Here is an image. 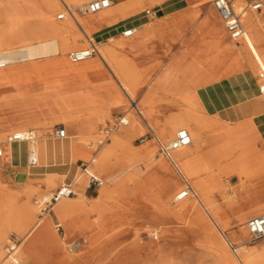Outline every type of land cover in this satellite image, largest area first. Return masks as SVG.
<instances>
[{
    "label": "rangeland",
    "instance_id": "obj_1",
    "mask_svg": "<svg viewBox=\"0 0 264 264\" xmlns=\"http://www.w3.org/2000/svg\"><path fill=\"white\" fill-rule=\"evenodd\" d=\"M9 1V3L12 4L13 11L16 12V15L9 16L7 22L10 20L9 22L12 23V26L17 31L20 30L19 32L22 33L29 42H35L53 36V34L44 35L42 27L45 22L49 25L51 24V27H56L58 22L64 23L66 20V17L64 19L57 18V13L61 9L51 16V21H46L47 16L46 14H43L40 6L39 8L37 6L31 7L29 3L24 0ZM66 1L69 5L75 4V2H70L69 0ZM88 1L90 0H85L81 3L85 4ZM112 1L115 4H125L128 2V0ZM143 1V6L135 14L110 25L109 28L96 30L90 33V36H94L98 41L97 49H99L101 45L116 47L115 42L118 38L131 40L132 43L136 45L134 49L120 51L122 54L133 60L136 68L141 71L144 79H147L142 83L138 95L132 97L134 101L137 102L139 97L145 93L150 81L153 82L155 77L166 74L165 71H162L166 63L167 65H173L174 69L170 75L175 81H183L184 84L193 81L195 82V85L199 84L201 81H205L208 77L215 78V75L222 73L225 66H230V63L227 62V64H225V62L222 61V57L218 55L220 48L212 49L208 46L209 43L207 41L201 42L198 46H191L192 39L189 34L191 35V33L197 29L198 25L195 23L198 22L200 16L204 10L207 9L208 5L212 4L211 0H164L158 1L157 3H155L156 0ZM181 1L183 2L182 5L188 3V8L190 9L188 10V14L180 15L176 21H188L193 22V24L196 25H194L195 28L193 29V26L190 24L191 27L189 25V28L184 31V33L186 32L187 34L183 35V38L186 37L187 39H181L178 37L180 38L179 40H172L173 45H165V39L164 37L161 38L160 32L150 35L146 39L142 41L140 40V42H138L139 37L136 38L135 36V34H137L136 31L129 37L121 35L122 31L127 26H137V24L143 22H153L152 25H154V23L164 22L174 16H178L179 14L176 13L178 9L175 6L170 8L169 5H176ZM193 5H199L201 7L192 8ZM152 8L155 10L161 8L159 10L163 12L165 17L157 19V14H153L152 16L147 15L146 10ZM195 11L198 12L196 16H193ZM185 17H187V19H185ZM105 31L107 32L103 33ZM262 32V29H260V34H262ZM72 35L76 36V42L82 43V45L72 49L69 48L65 50L62 55H57L62 59L60 60L61 63L69 62L67 59V53L70 50L79 49L87 45V40L79 28L76 27V30ZM204 35L201 36L204 37ZM228 36L229 41L227 43H231L234 38H232L229 33ZM176 46H181L182 51L186 54H183L182 57L176 56V54H174ZM7 47H18V43ZM2 48L3 47H0V49ZM191 48H193V52L191 51ZM160 51L163 53L162 55L160 54ZM90 58L92 61H99L101 63L97 54ZM52 59L53 57L49 60L41 61L53 70ZM210 62L214 64L217 63L221 65V67H224L223 69L215 70V72L205 71L204 76L201 77V75H203V73L200 72L201 67H205V65ZM33 63L34 60H25L19 65L18 63L17 65H11L10 68L24 65L34 66ZM245 67L249 69L246 64L241 68L242 72L245 70ZM102 68L103 71L101 73L94 74L93 76H90L89 74V77L83 75L76 76L71 73L64 74L59 69L55 68L50 74L52 80H54L53 82L42 78L35 73L33 74L34 78L31 79V81H29L28 77L27 79H25V77H18V82H12L13 78L7 79L0 76V92H7L0 96V134L4 135V140L0 141V148L3 151V154V144L6 143L5 140L7 135L20 127H24L26 130L31 128L37 130L36 136L41 134V136L54 138L46 133V129L57 124L66 126V123H51L59 118L60 115L63 116L70 114V111L65 108L62 98L58 93L57 89H59L64 92L68 98L75 101L77 100L82 104L84 103L86 106L85 112L88 111L84 116H92L91 120H98L96 128L93 130H84L82 132L84 135L95 134L97 130L103 127L106 123H112L117 115H123L125 118L130 119L131 114L135 113L143 126L141 133L133 135L134 132L130 127V123H127L122 126L119 131L114 130L110 137L117 134L124 141L128 142L130 146L140 150L141 156L136 160L141 169L144 166L143 161L147 155L152 154V157L155 158V160H158L159 158L163 160L165 159L174 169V172H176L181 188L183 186L181 175L178 170L171 165L169 160L161 154L157 139L160 138L159 140L162 142L166 141L161 136H158V131L163 127L169 117H177L181 116L183 112H189L185 106V101L178 102V100L185 99V97L189 95V92L180 94L178 96L180 98L177 100L175 99V95L172 94L173 91H168V94H164L162 92V90H165L164 87L162 90L157 88L152 95L154 105L152 107L153 114L151 118H148L145 115L143 108L139 109L140 114L145 119L143 120L139 116V113L132 108L127 94L119 88L103 63ZM246 77H249L247 72ZM30 82L33 83V86L22 88L24 84ZM250 83L253 85V82ZM16 87H18V91L16 90ZM171 87H175L174 84H172ZM198 88L199 87H194L193 93H195ZM255 89L258 92L257 87H255ZM191 93L192 91L190 94ZM116 95L119 97V100L115 99ZM25 99L30 102H23ZM94 104H96L98 108H95ZM55 105L60 109L59 112ZM41 107L47 108L48 111L51 110L50 112L54 115L51 120L33 124L31 128L17 126L6 129V127L10 125L11 120H5L4 117L7 116L9 112L29 109V112L31 113H18V121L26 120L35 115V110H31L32 108L37 109ZM198 107L201 118L203 120L208 119L209 117H204L202 115L203 109L200 105ZM89 113L90 115H88ZM250 121L255 128V133L254 130H251L242 135L240 134V137H238L239 140L233 142V144L239 143L240 146L237 149L240 151L242 149L243 151H246L252 144H255L256 151L254 156H250L246 161H243V159L251 155L249 152L237 154L239 151H227L224 155H221L220 158L216 159L205 158L204 155L210 153H204V150L208 149L204 148L202 150L203 152L201 151L190 157L187 161L185 160L182 162V166L186 171V178L192 186H194L195 182L193 179L205 177L199 182L202 191L200 193V200L196 198V203L198 208L207 215L212 229L198 221V218H196L195 214L191 211H169L166 198L162 199V192L169 187V174L164 171V169L150 168L145 170L142 186L136 188L132 183H128L120 192L122 197L111 200L106 199L103 201L108 211L104 217L103 226L99 230V237L96 240V243L100 245V249L96 254L92 256L89 255L87 241H85L79 250L75 252L69 251L68 244L71 241L79 238L85 239L87 236L78 227L74 228L72 231L68 230L61 222L59 216L55 215L53 210H51L52 213L50 214L56 216L63 226V231H58V233L53 226L55 218L51 217L50 224L52 230L54 231L56 241L62 246V249L54 250L52 247L38 240L34 243V256L30 264H218L215 255V247L217 246L212 242L213 231L220 236L226 249L232 253L234 258H236L237 264H242L239 262L236 255L239 247L242 246L250 250H256L262 243H264V237L254 242L249 241V237H246L244 223L250 219V216L243 221H240L237 217L240 210L241 212H245L246 209H252L255 207V210L264 211V115ZM66 129L69 138L63 142L68 144L70 140L77 138L79 132L71 125ZM214 132L215 130H208L207 135H211ZM90 137L87 139H90ZM173 137L174 134L170 137V140ZM144 138L145 140L141 141ZM109 141L106 142V144H108ZM146 143H148V146L145 149H141V146ZM80 145L88 150L90 155L86 159H77L74 161L72 172L73 175L76 171V173L80 172V174H83L87 184L89 177L80 166V160L89 162L87 168H91L94 164L91 163V158L95 157L98 151L95 153L93 149L87 147L85 144L81 143ZM197 155L199 156L197 160V168H195L196 165L193 163L192 159ZM2 156H0V161H2ZM25 157L26 153L24 155V161ZM203 163L205 164L204 167L202 166ZM11 165L12 163L9 160H5L4 163H1L0 188L18 189L22 187V189H25L29 187L32 189L28 197L29 201L35 207V213L32 222L28 221V223H26V229H29L38 218L42 217L45 213H48L43 212L42 215H39V204L44 195L49 197L51 193L63 183L69 184L70 182L73 185V188H76V185L74 184L75 181L73 180L74 176L69 181L56 177L50 184L48 183L50 177L47 176H42L37 180L30 179L29 181H24L26 179V168L28 165L24 168L14 166V169L10 170L9 166ZM124 166L126 165L121 164L119 168ZM229 166H234V168L228 170ZM117 168L118 167L112 169L110 173L116 171ZM91 170L93 173L97 174L103 182L98 186H90V188L86 190L84 194L89 200L98 197L102 187L108 185L106 175L96 172L93 168H91ZM244 171H246V173L252 172V174L249 177L245 174L238 178L239 173L243 174ZM18 174H23L24 179L17 178ZM227 182L234 184V187L228 188V186H226ZM178 190L179 188L174 189L171 195ZM204 196L210 198V206L203 201ZM0 204L3 207L2 211H4L11 206V204H16V201L10 204L6 202V196L0 194ZM176 204H179V202L171 197L170 206ZM43 205L44 204L41 206ZM211 210L218 211L219 216L214 217L210 215L209 213ZM2 211H0V219L3 216ZM223 223L225 224L224 227L221 225ZM11 235L18 237L19 244L22 242L23 232L18 231L16 228H10L6 233V239L0 244V248L3 252L0 258V261L2 262H5L6 260L4 259V248L7 238ZM62 236H64V238H62ZM244 239L246 244H244ZM229 243L235 244L236 249L232 250ZM155 259L157 261H155ZM19 264H23V262L20 261Z\"/></svg>",
    "mask_w": 264,
    "mask_h": 264
},
{
    "label": "bare ground",
    "instance_id": "obj_2",
    "mask_svg": "<svg viewBox=\"0 0 264 264\" xmlns=\"http://www.w3.org/2000/svg\"><path fill=\"white\" fill-rule=\"evenodd\" d=\"M37 1L42 8L43 14H46L47 16L46 21H51V16L54 13L56 14V12L61 9L57 13L58 16V14L63 11L64 5L71 8L80 7L84 5L81 2L85 0H69L70 2H75L74 5H69L66 0ZM9 2V0H0V24H2L1 22H7L9 16L16 15V12L13 11L12 4ZM143 2V0H128V2L125 4H115L112 1L108 8L94 13L81 15L75 12L74 18L66 15V20L64 23H57L55 28L57 31L56 35L50 38L41 39L35 42L18 39V47H21L24 50L23 57L20 59H15L10 63L0 67V76H3L7 79L15 77H25V79H27L28 77L29 81H31L29 75L41 72V65L39 64L42 62L41 60H49L51 57H53L55 61L53 64L59 63V66L57 67L61 72H70L73 74L79 73L85 77H89V74L90 76H93L94 74L101 73L103 71V63L109 70L119 88H121V90L127 94L132 108H134V110L139 113V116L143 120L145 119L140 114L139 109L143 108L145 115L148 118H151L153 114L152 107L154 105V102L152 101V95L157 88L162 90L164 87L165 90H162L164 94H168V91H173L172 94L175 95V99L177 100L180 98L178 97L180 94L189 92V95H187L185 99L178 100V102L185 101V106L189 112H183L181 116L169 117L163 127H161L158 131V136L164 138L166 140L165 142L167 143L170 140V137H172L173 134L175 135L179 128H186L188 130L191 137V143L187 146L172 151L171 158L176 166H174V164L169 161L171 165L178 170L181 177L186 178V171L182 166L183 161H187L190 157L201 152L204 148H212L213 151L211 153L214 155V158H220L221 155H224L228 151L224 149L225 146L238 141L240 134L242 135L251 130H254L255 133V128L251 121L248 119L232 124L211 117L203 120L198 111L199 105L194 98L195 96L193 95L195 82L188 81V84H184V82L181 81L175 83V87H171L173 84L171 80L173 78L170 74H163L161 76L155 77L153 82L150 81L148 83L145 93L139 97L137 102L134 101L132 97L138 95L142 83L147 79H144L141 71L136 68L133 60L120 52L122 50L125 51L127 49H134L136 47V45L133 44L131 40L118 38L115 42L116 47H112L110 45H101L100 48L97 49V55L101 60V63L99 61L92 60L90 62L85 61L75 65L66 64L64 62L61 63V61L58 62V60L62 59H60V57L57 55H62V53L69 48L72 49L82 45V43L76 42V36L72 35L76 30V27L79 28V30L83 33L88 43V38L91 37L90 33L99 30L104 25H112L135 14L143 6ZM236 3L239 6L238 0ZM197 12L198 11H195L193 16H196ZM211 13L214 14V10H211ZM164 17V14L159 15L157 19ZM242 20L245 26V34L241 38L232 39L231 43H226L224 48L225 50L220 47V52H227L224 57L221 56L223 59L222 61L225 62V64H227V62L230 63V66H225V69L222 71V73L215 75V78L223 74L241 69L246 64L248 65L250 72L256 78L260 69H264V9L258 12H247L243 16ZM152 24L153 22H147L138 26H130L132 29H134L133 34L136 31L137 34H135V36L136 38L139 37L138 42L152 35ZM260 29L263 31L262 34H260ZM2 31L3 32L0 35V47H3L2 49L12 48L7 47L8 41H11L10 31L7 29H3ZM193 34H205L204 36H206L207 29L204 27V25L198 26L197 29L193 31ZM223 35L228 37V32L226 29L223 31V33H221V36ZM25 60H34V66L24 65L10 68L11 65H17V63L19 65ZM68 61L71 62L69 59ZM258 82L259 79H256V83ZM191 91L192 93L190 94ZM23 102L30 101L25 99ZM56 109L59 112L58 106H56ZM84 115L85 114L82 113H72L63 116L60 115L59 118L55 119V121L51 123H67L68 121L79 119ZM88 115H90V113ZM126 120L127 123H130V127L133 129V135L141 133L143 126L135 113L131 114L130 119L126 118ZM96 121L98 122V120ZM120 128L117 131H119ZM50 129L51 127L46 129L47 134ZM208 130H215V132L211 135H207ZM25 131L26 129L24 127H20L9 134L13 132L22 133ZM8 135L5 140L6 143L3 144L4 154L2 151L3 156L2 161H0V167L1 163H4L5 160H9L12 163V165L9 166L10 170H13L14 166L16 167L18 164L24 161V155L26 151L28 149H33L37 156V163L33 166H27L26 179L24 181H29L30 179L37 180L42 176H47L50 177L48 180V183L50 184L56 177L63 179H66L67 177L65 174L58 175L56 173H44L45 168L41 167H46L48 164L52 163V161L57 163L59 160L71 163L70 165L73 166L74 161L77 159H86L90 155V152L80 144H86V140H88L87 138L94 134L78 135L77 138L73 137L74 139L70 140L68 144L63 142L64 140L68 139L67 137L60 140H55L52 143L49 141V137L38 134L33 143H28L27 141L23 140L9 142ZM110 138L109 143L103 144L95 157L91 158L92 163H94L92 165L93 167L91 166V168L102 175H106V181L108 182L107 186L102 187L100 195L98 197H94L92 200L87 199L83 191V188L86 186L85 176L80 174V172L76 173V171L74 172L75 174L72 175V177L74 176L73 180L75 181L74 184L76 185V188H73L75 196L61 198L51 205V210H53V213L59 216L61 222L68 230L72 231L74 228L78 227L86 234L87 238H85V241H87L89 255L92 256L96 254L100 249V245L96 243V240L99 237V230L103 226L104 217L108 211L103 201L106 199L111 200L122 197L120 192L122 188L128 183H132L136 188L142 186L145 170L150 168L164 169V171L169 174V187L162 192V199L166 198L169 211H191L195 214V217L198 218V221L204 223L205 226L212 229L207 215L198 208L196 203V198L200 200V193L202 191V187L199 185V182L205 177L193 179L196 182H194L193 186L197 195L196 198L187 197L181 201H178L179 204L170 206L171 197L175 200L174 197L178 192L176 191L173 195H171L172 191H174L176 188L181 189L182 187L180 188L177 174L174 172V169L169 165V163L165 159L163 160L161 158L155 160V158L152 157V154H150L145 156L143 161L144 166L141 169L138 166V161L136 160L139 156H141L140 150L130 146L128 142L124 141L117 134L112 135ZM3 140L4 135L0 134V141ZM237 144L239 145V143ZM147 146L148 143L143 144L141 149H145ZM229 151L233 152L234 148H229ZM255 151V144H252L246 151H243L242 149L241 151L239 150L237 154H244L248 152L251 153V155L243 159V161H246L250 156H254ZM121 164H125L126 166L119 168ZM116 167H118L116 171L110 173V171ZM91 168H87L85 174H94L97 176V174L93 173ZM233 168L234 166H229L228 170H232ZM38 171L44 174L42 175L39 172V175H37L36 172ZM245 174L247 177H249L252 172L246 173V171H244L243 174L239 173L238 178ZM17 178L23 180L24 175L18 174ZM226 186H228V188H232L234 187V184L227 182ZM31 190L32 189L29 187L25 189H22V187L18 189H9L5 187L0 188V194H4L6 196V202L11 204L12 202L16 201V204H11V206H9L4 211H2L3 207L0 204V211L3 212V216L0 219V244L6 239V233L10 230V228H16L18 231L23 232L22 242L18 245V254L16 250L18 264L20 261H22L23 264H30L34 256L33 246L38 240L52 247L54 250L62 249V246L56 241L54 231L52 230L50 224V213H45L42 217L38 218V220L31 227H29V229H26V223H28V221L32 222L33 215L35 213V207L29 201L28 197L31 193ZM49 197L44 195L41 198L40 203L44 200H48ZM203 201L207 205H211V200L208 196H204ZM254 208H250L245 212H241L240 210V212L237 214L238 219L243 221L248 216L253 217L261 212L259 210H255ZM209 214L214 217L219 216V212L214 210H211ZM245 224L246 223H244V225ZM221 225L223 227L225 226L224 223ZM245 231L246 237H249L246 225ZM62 238H64V236H62ZM8 240L9 237L7 238V242ZM212 242L217 246L215 247V255L218 264H237L236 258H234L232 253L226 249L222 239L214 231L212 232ZM244 244H246L245 239ZM2 253V249L0 248V258ZM236 255L239 259V262L242 264H264V243H262L256 250H250L241 246L238 248ZM4 259H6L5 262L0 261V264H11L9 259L6 258L5 254ZM155 261L157 260L155 259Z\"/></svg>",
    "mask_w": 264,
    "mask_h": 264
},
{
    "label": "crops",
    "instance_id": "obj_3",
    "mask_svg": "<svg viewBox=\"0 0 264 264\" xmlns=\"http://www.w3.org/2000/svg\"><path fill=\"white\" fill-rule=\"evenodd\" d=\"M24 1L28 2L31 7L37 6L39 8V6H40L37 0H24ZM158 1H164V0H157L155 3H157ZM175 3H177V2H175ZM211 3H212V0H211ZM182 4H183V2L181 1V2H178L176 5H169L170 8L175 6L178 9L176 13L179 15L174 16V17H172L169 20H166L164 22L162 21V22L154 23V25H152L153 27L151 29L152 35L157 34V32H160L161 38L164 37V39H165V45H173L172 40H177V39L179 40L180 38L181 39H187L186 37L183 38V35L187 34L186 32L184 33V31H186L189 28L190 24L193 26V29L195 28L194 27L195 24L198 26L204 25V27H206V29H207V35L206 36L202 37L200 34H196V35H194L193 33H191V35L189 34V36H191V39H192L191 46L192 47L198 46L201 42L207 41L209 43L208 46L211 47L212 49L222 47L223 50H225L224 49L225 44L229 41V36L228 37H225L224 35L221 36V33H223V31L225 30V26H224V23L219 18V16H218L215 8L213 7V5L212 4L208 5L207 9L204 10L202 15L200 16L198 22L193 24V22H188V21H184V22L176 21V19L180 15L189 13L188 10L190 8H188L189 7L188 3H186V5H182ZM200 7L201 6H199V5H193L192 6V8H200ZM211 10H214V14L211 13ZM157 11H158L156 13L157 17L159 15L163 14V12L160 11L159 9ZM209 14H210V16H209ZM185 19H187V17H185ZM143 23H146V22H143ZM140 24H142V23H140ZM140 24H137V26ZM191 25H190V27H191ZM109 26L110 25H107V26L104 25L99 30L109 28ZM127 27H129V26H127ZM55 28L56 27H53V26L51 27V24L49 25L46 22L42 27V29L44 31V35H47V34L52 35L53 34V36L56 35V33H57ZM3 29L4 30L7 29L10 31L11 41H8L7 46L17 44L18 39H22V40L27 39L25 36L22 35V33L19 32L20 30L17 31L12 26V23L9 21L0 24V35L3 32L2 31ZM113 29H111V30H113ZM106 32L107 31H105L103 33H106ZM92 37L94 38V40L97 44V42H98L97 39H95L94 36H92ZM178 37H180V38H178ZM161 49H163V48H161ZM192 49L193 48H191V51L193 52ZM226 53L223 51V52H221V54L219 52L218 55L224 57ZM160 54L162 55L163 53L160 51ZM174 54H176V56L182 57L183 54L185 55L186 53L184 51H182L181 46H176L174 49ZM59 61L60 60H58V62ZM85 61L90 62L91 58H88L84 61H80L77 63L68 62L66 64L75 65V64L85 62ZM53 62L55 63L54 59H52V63ZM39 64L41 65L40 66L41 72L37 73V74L39 76H41L42 78H45V79L53 82L54 80H52L50 74L55 68L59 69L57 67V66H59V63L53 64V66H52L53 70H51L43 62H40ZM223 67L224 66L221 67V65H219L217 63L216 64L211 63V62L207 63L205 65V67H201V69H200V72L203 73V75H201V77L204 76L205 71L206 72L207 71L215 72V70L223 69ZM173 69H174L173 65H167V63H166V65H164V69H162V71H165L166 74H170L173 71ZM246 72L248 73V76H249L248 78L246 77ZM68 73L70 74V72H68ZM64 74H67V73L65 72ZM71 74H73V73H71ZM207 74H210V73H207ZM75 75L76 76H78V75L82 76V74H79V73L78 74L76 73ZM29 77L31 79L34 78L33 75H29ZM256 79L257 78L255 76L253 77V74L250 72V70L247 67H245V70L243 72L241 71V69H238V70H235L233 72L223 74V75L216 77V78H214V77L213 78H211V77L206 78L205 81H201L199 84H196L194 86V87H199V88L195 91V93H193V95L195 96L194 98H195L196 102L198 103V105H200V107L203 109L202 115L204 117L217 118L220 121L232 123V124L238 123V122L243 121V120H248V119L253 120L257 117L264 115V98L261 97L259 90L257 92L255 89V87H257V89H258V83H256ZM171 81L173 82V84L181 82V81L177 82V80L175 81L174 79H172ZM12 82H18V78L17 77L13 78ZM250 82H253V85H251ZM31 86H33V83H26L22 86V88H28ZM16 90L18 91V87H16ZM57 90H58L59 95L62 98V101L64 103L65 108L70 111V114H72V113H82V114L88 113V111L85 112L86 106L84 105V103L82 104L81 102H79L77 100L76 101L72 100L71 98H68L64 92L60 91L59 89H57ZM4 93H7V92H0V96H1V94H4ZM115 99L119 100V97L116 95ZM94 105H95V108H98V106H96V104H94ZM31 110H35V112H34L35 115L33 117L26 119V120H19V121H18V113L29 112L30 111L29 109L23 110V111H20V110L17 111L16 110V111L9 112L8 115L4 117L5 120H11L10 125L7 126L6 129L7 128H14L17 126H26L27 128H31L33 126V124H36V123L38 124V123L45 122L47 120H51L54 116L53 113L48 111L47 108H45V107H41V108H37V109L32 108ZM29 113H31V112H29ZM117 116H119V115H117ZM91 119H92V116H83L79 119L68 121L65 124L66 125L65 128H69V126L71 125L79 132L78 135H84V134H82V132L84 130H93L96 128L97 121L91 120ZM109 124H111V123L108 122L105 125H109ZM101 128H99L97 130V132L94 135H92V137H90V138L96 137ZM66 137L69 138L68 133H67ZM55 140H60V139H57V138H50L49 139V141L52 143ZM85 145L87 147H90L87 145V143ZM100 147L97 150L93 149V151H95V153H96L100 149ZM238 147H239L238 144H230V145L225 146L224 149L229 151V148H234V151H239V149H237ZM212 151H213L212 148H208V149L204 150V153H210V154L204 155V157L205 158H214V155L211 153ZM198 156L199 155L195 156L192 159L193 163L196 165L195 168H197ZM81 161L82 160H80V162ZM91 163H92V161H91ZM70 164L71 163H67L65 161L59 160L57 163L52 161V163L48 164L46 167H41V168H45L44 173L45 172L46 173H56L58 175L59 174H65V176L67 178L64 180L69 181V180H71L72 175H73L72 174L73 173L72 172L73 166ZM204 165L205 164L203 163L202 166L204 167ZM25 166H27L26 165V159L22 163L18 164V168L19 167L24 168ZM37 170H39V169H37ZM39 172L40 171L36 172V174L39 175ZM40 173L42 175L44 174L42 172H40ZM181 179H182V177H181ZM69 184L72 187V184L70 182H69ZM88 188H90L89 180H88V182L84 188V193L86 192V190ZM72 189H73V187H72ZM73 191H74V189H73ZM74 195H75V192L72 196H74ZM246 210H248V209H246ZM48 213H52V212L50 211ZM262 213H264V211H261L259 214H262ZM51 217L55 218L53 221V226H54V222L58 221V219L53 214L51 215ZM250 218H251V216H250ZM62 228H63V226H62Z\"/></svg>",
    "mask_w": 264,
    "mask_h": 264
},
{
    "label": "built area",
    "instance_id": "obj_4",
    "mask_svg": "<svg viewBox=\"0 0 264 264\" xmlns=\"http://www.w3.org/2000/svg\"><path fill=\"white\" fill-rule=\"evenodd\" d=\"M237 0H212V5L215 8L219 18L224 23L226 31L229 35L234 38H241L245 34V26L243 23V16L247 12H258L264 9V0H238L239 6L236 3ZM111 0H90L85 3L83 6L71 8L69 6L64 5V9L61 13L58 14V19L65 18L66 15L74 18L75 12L81 15H85L88 13H94L100 11L102 9L108 8L111 5ZM237 5V6H236ZM158 11L154 8L147 9V15H156ZM134 29L132 27H126L122 31V35L128 37L133 35ZM24 50L21 47H12L8 49H0V67L10 63L15 59H20L23 57ZM97 54V44L93 37L88 38V43L85 47L79 49L70 50L67 53V58L71 62H79L86 60L93 55ZM257 79L258 82V90L260 95L264 98V69H260ZM127 124V120L125 116L119 115L117 116L113 122L109 125L103 126L96 137L90 138L87 140V145L92 149L97 150L103 143L109 140L111 133L114 130H118L120 127ZM48 135L57 139H63L67 136V130L64 125L57 124L51 127L48 131ZM36 138V131L31 128L27 129L25 132L18 133L13 132L8 135V141H16L23 140L28 143H33ZM142 139L141 141H144ZM159 150L161 154L166 157L172 164L175 163L172 161L171 153L172 151L187 146L191 143V137L186 128H179L174 137L169 142H162L157 139ZM0 156H2V149L0 148ZM26 165L33 166L37 163V156L33 149H28L26 152ZM80 166L83 171H86L88 167L87 161H81ZM89 177V186H98L102 184V179L97 177L94 174H88ZM183 186L175 195L176 201H181L187 197L196 198V192L192 184L186 179L183 178ZM74 194V191L70 184H60L50 195L48 200H44L39 205V215H42L43 212H50L52 203L57 200L69 197ZM44 204L43 206H41ZM246 229L249 233V241H256L262 237H264V213L251 217L246 222ZM54 228L62 232V224L60 221L54 222ZM85 243V239L79 238L74 241H71L68 244L69 251L75 252L79 250L83 244ZM19 245V239L15 235H11L9 237L8 242L5 245V256L9 259L11 264H18V258L16 255V250ZM229 246L232 250L236 249L235 244L229 243Z\"/></svg>",
    "mask_w": 264,
    "mask_h": 264
}]
</instances>
